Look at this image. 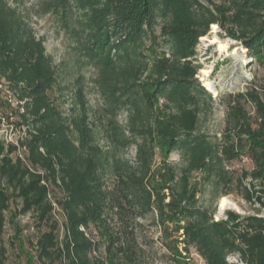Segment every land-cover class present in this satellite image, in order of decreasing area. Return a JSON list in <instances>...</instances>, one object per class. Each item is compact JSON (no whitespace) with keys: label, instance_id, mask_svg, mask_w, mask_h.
I'll return each instance as SVG.
<instances>
[{"label":"trees","instance_id":"16d2710c","mask_svg":"<svg viewBox=\"0 0 264 264\" xmlns=\"http://www.w3.org/2000/svg\"><path fill=\"white\" fill-rule=\"evenodd\" d=\"M43 9L76 13V43L101 74L109 110L123 106L126 113L124 126L112 120L102 130L113 143L135 146V164L123 171L98 145L83 106L70 114L59 109L50 95L57 73L43 40L9 0H0V89L9 94L0 91V119L12 118L23 129L16 142L0 139V241L5 213L18 200L15 214L30 213L45 228L33 244L40 264H116L113 255L105 262L96 254L89 228L105 221L114 202L127 200L139 215L171 223L174 242L193 248L204 264H239L227 260L234 254L243 264H264V216L226 210L224 219L214 220L213 211L197 206L191 180L200 173L224 194L235 179L258 181L257 190L242 187L243 197L264 206V102H255L256 127L234 124L236 134L228 130L222 138L198 132L212 95L196 78L200 67L193 61L198 38L217 24L264 68V0H47ZM156 26L167 51L149 64L140 57L145 43L156 41ZM172 153L181 166L166 160L152 184L155 154L167 159ZM242 155L253 167L235 178L228 165ZM110 170L116 181L107 187L103 177ZM125 255L131 262V253ZM5 259L0 244V264Z\"/></svg>","mask_w":264,"mask_h":264},{"label":"rangeland","instance_id":"374dc122","mask_svg":"<svg viewBox=\"0 0 264 264\" xmlns=\"http://www.w3.org/2000/svg\"><path fill=\"white\" fill-rule=\"evenodd\" d=\"M46 1L9 0V4L16 8L34 36L43 40L45 52L51 57L57 73V83L50 95L59 109L64 114H70L73 109L84 107L88 123L94 126L98 145L115 155L124 171L125 166L135 164V146L130 144L124 147L109 141L101 126L112 120L124 126L126 113L123 106L115 112L109 110L110 100L101 74L92 63L93 58H89L82 45L76 43V13L65 16L60 9L46 13L43 9ZM158 31L156 26V41L152 44L146 42L140 57L149 64L167 51L162 47L163 39ZM195 52L193 61L200 67L195 76L212 95V102L207 103L199 114L198 132L212 138H222L228 130L236 134L234 124L248 122L252 128L256 127L258 116L255 102L256 99L264 102V68L251 60L241 41L230 38L217 24H210L207 33L198 38ZM0 84H3L2 80ZM0 91L9 96L3 89ZM11 106L14 107L15 102L12 101ZM10 122L0 119V139L5 143L16 142L23 135V129ZM166 160L175 169L182 164L177 153L170 154L167 159L155 154L150 179L152 184L159 181ZM228 167L237 178L242 171L251 170L253 164L242 155ZM191 180L198 190L197 206L213 211L214 220L224 219L226 210H233L242 217L260 212L253 201L249 202L243 197L242 188L246 185L251 190H257L258 181H253L252 186L247 185L250 181L246 179L240 185L235 179L224 194L223 186H216L212 179H206L200 173H193ZM115 181L111 170L103 177L107 187H112ZM222 197H227L234 208H226L219 214L218 205ZM19 208V201L16 200L5 213L4 233L0 241L5 248V264H40L33 244L45 228H38L30 213L15 214ZM137 212L127 200L114 202L113 209H108L105 214V221L99 226H90L89 234L98 243L96 254L105 262L111 254L116 264H204L193 248L184 251L181 244L174 242L178 233L171 223L162 224L152 213L139 215ZM55 217L59 223L62 222L57 212ZM169 245H176L177 249H170ZM127 253H131V262L125 259ZM227 260L243 264L236 254L229 255Z\"/></svg>","mask_w":264,"mask_h":264},{"label":"bare ground","instance_id":"6f19581e","mask_svg":"<svg viewBox=\"0 0 264 264\" xmlns=\"http://www.w3.org/2000/svg\"><path fill=\"white\" fill-rule=\"evenodd\" d=\"M226 208H234V205L227 197H222L218 205L219 214H222L223 210Z\"/></svg>","mask_w":264,"mask_h":264},{"label":"built area","instance_id":"2783aa9c","mask_svg":"<svg viewBox=\"0 0 264 264\" xmlns=\"http://www.w3.org/2000/svg\"><path fill=\"white\" fill-rule=\"evenodd\" d=\"M255 205L260 209V212L257 213H253L252 215H257V216H264V206H262L260 203L258 202H254Z\"/></svg>","mask_w":264,"mask_h":264}]
</instances>
